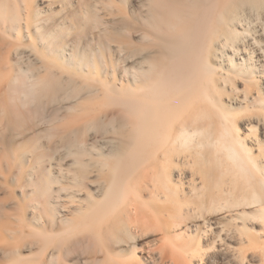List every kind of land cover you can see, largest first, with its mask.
Returning <instances> with one entry per match:
<instances>
[{
    "label": "bare ground",
    "instance_id": "bare-ground-1",
    "mask_svg": "<svg viewBox=\"0 0 264 264\" xmlns=\"http://www.w3.org/2000/svg\"><path fill=\"white\" fill-rule=\"evenodd\" d=\"M98 1L50 26L28 0H0V53L17 62L6 75L0 57V126L46 124L71 159L29 180L42 201L0 227L2 263L29 264L25 226L45 264H264V0ZM241 115L257 118L243 127Z\"/></svg>",
    "mask_w": 264,
    "mask_h": 264
},
{
    "label": "rangeland",
    "instance_id": "rangeland-1",
    "mask_svg": "<svg viewBox=\"0 0 264 264\" xmlns=\"http://www.w3.org/2000/svg\"><path fill=\"white\" fill-rule=\"evenodd\" d=\"M62 3H61V2ZM83 0H28V3H27V9L28 10H26V13H27V16L28 15H30V13H31V15H32V11L34 10V9H38L39 10V12H40V14H39V16L38 17H41V18H46V19H48L47 21H48V23L50 24V26H57V25H60L62 22H64V21H66L65 19L66 18H68V16H70V13L71 14H73V12L75 13L77 10H78V8H79V10H85V9H87V10H90L91 11V9H96V6H98L100 3H99V1L98 0H84L83 2H82ZM88 1V2H87ZM102 1H106V0H102ZM65 2H67V3H65ZM87 4H86V3ZM74 4H76V5H74ZM63 5V6H62ZM86 5H87V7H86ZM61 6V7H60ZM78 6V7H77ZM90 6H92V7H90ZM74 8V9H73ZM70 9V10H69ZM65 10V11H64ZM76 10V11H75ZM93 11V10H92ZM57 14H55V13ZM65 13V14H64ZM48 14V15H47ZM51 16H50V15ZM53 14V15H52ZM99 15H100V18H102V19H104V21H106V22H111V20L112 19H110V16H108V15H106V13H104L103 11H100L99 10V13H98ZM64 15H66V16H64ZM33 16V15H32ZM53 16V20L51 19V17ZM55 16H57V17H55ZM49 17V18H48ZM106 17V18H105ZM35 18H33L32 19V22H35V23H37V24H39V22H40V19L39 18H37V20L35 21L34 20ZM52 20V21H51ZM62 22H61V21ZM109 20V21H108ZM46 21V22H47ZM49 21H51V22H58L59 23V21H60V24H58V23H56V24H54V23H51V22H49ZM42 22V21H41ZM40 22V23H41ZM52 24V25H51ZM64 25V24H63ZM95 29V30H94ZM88 30H89V28H88ZM90 32H88L87 31V33L89 34H87L86 33V39H88V40H90V36H92L93 34H92V32L94 31V34H97V32H98V28L96 29V28H90ZM88 35V36H87ZM73 38V37H72ZM71 38V39H72ZM85 39V41H87ZM2 52V51H1ZM11 54V55H10ZM26 54H27V52L25 51V53L23 52L22 53V55H25V56H22V55H20L19 57H20V59L23 61V62H27L28 61V59H31V56L29 57L28 55H27V58H25L26 57ZM0 57H2V56H5L4 57V61L5 62H3V59H1V61L3 62V63H1L2 64V70H3V67L4 68H6L7 69V71H9V69H10V67H11V69H10V71L9 72H7V71H5V73H6V75L8 74V75H10L9 73H11V74H14L13 73V71L15 72V70H14V68H15V66H17L16 64H17V62H15L16 60V57L14 58L13 57V55H12V53H9V54H7L5 51H3V53L1 54L0 53ZM8 57V59L6 60V58ZM15 56V55H14ZM13 58L14 60H10V58ZM18 57V58H19ZM20 60V61H21ZM9 61V62H8ZM15 62V63H13L12 64V62ZM12 65H14L13 67H12ZM12 68H13V70H12ZM18 68V67H17ZM4 71V70H3ZM2 71V72H3ZM16 73H17V71H16ZM15 73V74H16ZM257 76V78H259V76L258 75H256ZM10 77V76H9ZM5 79H8V77L7 76H5V78H4V80H3V82H6V80ZM260 79V78H259ZM263 81H261V83H262ZM5 83H2V85H0L1 87H0V89H1V91H3L2 89L4 88L3 87V85H4ZM241 83L239 82V87L242 89L243 88V85H240ZM263 89H264V87H263ZM264 92V91H263ZM3 93H4V91H3ZM3 93H1L0 92V96L2 97L4 94ZM3 94V95H2ZM256 97V95H255V93H252L251 94V99H254ZM239 98L241 99V97L239 96ZM4 99L6 100V98L4 97V98H0V102H2V100H3V102H5V103H8V102H6V101H4ZM63 102V101H62ZM66 101H64L63 102V104L65 103ZM5 103H3V104H5ZM62 104V103H61ZM61 104H58V105H61ZM62 104V105H63ZM51 105L52 104H50V105H48V106H50L51 107ZM55 105H57V104H55V102H54V106ZM57 105V106H58ZM54 106H52V108H54ZM10 107H12V108H10ZM59 107V106H58ZM234 107H239V106H235L234 105ZM9 110H8V109ZM6 108V112L8 113V116L10 117H13L12 119L14 120V117H15V119H16V111L18 110V108H17V110L15 109V108H13V105H9V107H7ZM47 109V108H46ZM49 109V108H48ZM48 109L46 110V113H47V111H48ZM14 110V111H13ZM16 110V111H15ZM52 110V109H51ZM13 111V113H14V116L11 114L10 115V113ZM50 111V110H49ZM53 111V110H52ZM52 111H50V113H49V115H51L52 114ZM94 111L95 110H93V112H91L92 114L90 115L89 113V111H88V117H90V116H94ZM45 112V111H44ZM97 112V111H96ZM86 113V112H85ZM85 113H83V114H81V115H83V117L81 118V120H79L78 122H80L79 123V125H78V123H76L78 126L77 127H79L80 126V124L85 120V118L87 119L88 117H86V114ZM97 114V113H96ZM44 115H45V113H44ZM47 115V116H46ZM45 116L48 118V114H46ZM26 116H28V115H26ZM11 117H10V119H11ZM22 117H23V114H22ZM27 118H29V117H26L25 118V115H24V120L25 121H19V123H25L26 122V119ZM256 116H247V115H241L240 117H239V122L241 123V125H243V127L245 126H247V124L249 123V121H250V119L254 122V121H256ZM7 119H8V123H6L5 122V120H4V122L5 123H3V128H0V227L1 228H6V227H12V226H14V224L12 223L13 221L11 220V217L14 215V213L16 212V211H14L15 209H16V205L17 204H19V205H21L22 206V208H25V215H26V218H28V220H29V218L32 216V214H33V209H31L30 207H28V206H30L36 199L38 200V199H41V197L40 198H37L36 196H38V195H35V194H32L31 195V190H32V188L30 189V185H29V180H32L33 179V177L35 176H37L38 174H42L43 172H45L46 170L47 171H50V173L51 174H55V176H58V175H60V169H66V168H69L70 166H71V159L70 158H64V156L62 155V148L60 147V142H59V138L58 137H54V138H51V139H47L48 141H46L42 136H43V133H41V132H44V130L43 129H45V126H46V124H44L43 126H42V123L40 124V122H39V124H37L36 123V125H39V126H37V128H36V125H35V122H34V125H29L28 124V126H29V128H30V126H33L32 127V129L30 128H28L27 129V127H25L24 125H26V124H24L23 126H24V128H26V129H22L23 128V126H22V130H19L17 127V123L16 122H18V121H16V120H18V119H16L15 121V123H16V127H15V125H14V123L12 124V122L9 120V118L7 117ZM31 121L30 120V118L29 119H27V122H29V121ZM11 122V124H12V128L9 130V128H10V126H11V124L10 125H7V124H9ZM32 123H33V121H31ZM18 123V124H19ZM0 126V127H1ZM14 126V127H13ZM27 126V125H26ZM6 127V129H4ZM8 127V128H7ZM20 127H21V124H20ZM17 128V132H14V130ZM1 129L2 130H4V131H1ZM263 128H261V130H260V133H259V138H261L263 141H264V134H263V131H264V129L262 130ZM19 130V131H18ZM25 130H26V132H25ZM41 130V131H40ZM10 131H12V132H10ZM16 131V130H15ZM29 131V132H28ZM4 132V133H3ZM13 132H14V134L15 135H13ZM19 132V133H18ZM22 132V133H21ZM26 134H25V133ZM38 132H40V133H38ZM9 133V134H8ZM10 133H12V134H10ZM18 133V134H17ZM32 133V134H31ZM37 133V134H36ZM6 134H8V135H6ZM21 136H20V135ZM23 134H24V136H23ZM28 134V135H27ZM91 134H92V136H91ZM248 133L245 131V133H244V136L245 135H247ZM261 134V135H260ZM17 135H19V137H17ZM41 136V138L39 137V136ZM6 136H8V138L6 137ZM12 136L14 137V138H12ZM38 136V137H37ZM88 136V135H87ZM87 136H86V143H88L89 145L90 144H95V143H99L102 139H101V136L100 135H94L93 133H90V138L88 139L87 138ZM11 137V138H10ZM17 137V138H16ZM20 137H22V138H20ZM96 137V138H95ZM37 138H39V140L37 139ZM94 138V139H93ZM100 138V139H99ZM37 139V140H36ZM97 139H99V142H97ZM7 140V141H6ZM32 141V144L33 145H35L36 143H38V144H36V145H42L43 144V146H45V149L46 150H43L44 152L46 151L49 155H48V157L46 156V152H45V156L47 157V158H45V161L44 160H42L43 159V157H45V156H43L42 158H40L39 159V157L40 156H42V155H44L43 153H42V151H41V153H40V151L38 152L37 151V153H36V151H34L33 152V154H31L32 153V151L30 150V148L31 147H33V145L31 144V141ZM52 140V141H51ZM57 140V141H56ZM94 140V141H93ZM4 141V142H3ZM13 141V142H12ZM38 141V142H37ZM44 142V143H42V144H40L41 142ZM89 141V142H88ZM93 141V142H92ZM9 142V143H8ZM36 142V143H35ZM40 142V143H39ZM57 142H58V144H57ZM27 143H28V145H27ZM30 143V144H29ZM101 143V142H100ZM6 146H5V145ZM27 145V147L25 146V148H27V150L29 149V152L28 151H26V149L24 148V145ZM49 144V145H48ZM4 145V146H3ZM8 146V147H7ZM47 147V148H46ZM61 148V150H60V148ZM19 148H20V150H19ZM23 148L25 149V154H24V156H27V157H25L24 159L23 158H19V153L21 154V149L23 150ZM58 149H59V151H58ZM256 149V151H257V153H258V150H257V148H255ZM13 150V151H12ZM21 151V152H20ZM30 151H31V153H30ZM29 154H28V153ZM14 153V154H13ZM11 155V156H10ZM19 155V156H18ZM31 155V156H30ZM34 157H33V156ZM38 155H39V157H38ZM23 156V157H24ZM38 158H37V157ZM20 157H22V156H20ZM33 157V158H32ZM37 158V160H41V162L38 164V166H39V168H38V166H37V164L35 165L34 163H37L36 161V158ZM59 157V158H58ZM35 158V159H34ZM18 159V160H17ZM20 159H22V162H21V160ZM30 159V160H29ZM31 159H34V160H36L35 162L33 161V163L31 162ZM54 159V160H53ZM51 160V161H50ZM18 163V164H17ZM22 164V166L20 167V165ZM31 163V164H30ZM42 163V165H41V168H40V164ZM34 164V168L33 167H31L32 165ZM59 164V165H58ZM37 166V167H36ZM59 166V167H58ZM32 169H31V168ZM46 167V168H45ZM45 169V170H44ZM29 170H31V171H29ZM33 170V171H32ZM52 171V172H51ZM29 172H31V173H29ZM36 173H38V174H36ZM95 173V172H94ZM36 174V175H35ZM93 172H91L89 175H91V176H89V177H91V179L89 178V180H91V181H93L94 179H96V175L95 174H93ZM15 175V176H14ZM22 175H25V176H27L26 178L28 179H26L25 178V176H22ZM22 177V178H21ZM23 177H24V179L26 180H24L23 179ZM34 177V179H36ZM20 178V179H19ZM18 179V180H17ZM25 181V183H24V181ZM22 182V183H21ZM23 184H25V185H23ZM93 185V184H92ZM25 186V187H24ZM24 187V188H23ZM7 194H9V196L7 195ZM34 195V196H33ZM8 197V198H7ZM34 197V198H33ZM17 198V199H16ZM31 198V199H30ZM33 198V199H32ZM18 200H19V202H18ZM31 200V201H30ZM60 200V202L62 203V204H65V197L64 196H61V198L59 199ZM27 201H30L29 203L27 202ZM42 201V199L39 201V202H41ZM64 202V203H63ZM6 203V204H5ZM26 204H29V205H26ZM4 205V206H3ZM26 205V207H27V209H26V207H24ZM62 208H60V211H59V214L60 215H63V216H67V215H71V210H73V207H71V206H69V210H68V208H65V207H63V206H61ZM2 208H4L3 210H2ZM7 209V210H6ZM30 209V210H29ZM11 210V211H10ZM23 211H24V209H23ZM70 212V213H69ZM9 214V215H8ZM25 226H23V232L25 233V235H23V237H24V239L22 240V241H20L18 244L21 246V247H25V248H23V251H22V254H23V259L24 258H27V257H29V258H27V259H24V260H26V261H28V262H26V263H31V264H36V263H38V264H45V261H46V255H47V253L45 252V254L44 253H38L37 254V251H36V248L33 246V247H31V248H29L28 246H30L29 244H28V242L31 240V238L29 239V237H27L26 238V236H27V233H28V228L26 229V228H24ZM213 227H214V229H215V231L217 232V230H218V226L215 224V225H213ZM27 243V244H26ZM27 247V248H26ZM34 249V250H33ZM29 253V254H28ZM32 253H33V256H31L32 255ZM36 253V256L34 255ZM44 254V257L42 256ZM28 255V256H27ZM74 256V255H73ZM72 256V260H71V263L72 264H76V263H74V262H80V261H78L79 259H81L82 257L84 258L85 256L84 255H76V256H74L73 257ZM30 257L31 258H33V259H31L30 260ZM34 257H38L37 259L36 258H34ZM37 262H36V261ZM4 261H5V258H4V256L0 253V264H3L4 263ZM29 261H31V262H29ZM252 262H251V264H256V260L254 261V259L253 260H251ZM3 262V263H2ZM79 264V263H78Z\"/></svg>",
    "mask_w": 264,
    "mask_h": 264
}]
</instances>
